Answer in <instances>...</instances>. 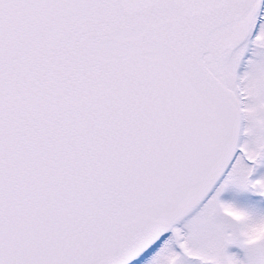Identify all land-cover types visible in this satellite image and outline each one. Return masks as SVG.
Returning a JSON list of instances; mask_svg holds the SVG:
<instances>
[{"label":"snow or ice","instance_id":"obj_1","mask_svg":"<svg viewBox=\"0 0 264 264\" xmlns=\"http://www.w3.org/2000/svg\"><path fill=\"white\" fill-rule=\"evenodd\" d=\"M0 264H264V0H0Z\"/></svg>","mask_w":264,"mask_h":264},{"label":"flooded vegetation","instance_id":"obj_2","mask_svg":"<svg viewBox=\"0 0 264 264\" xmlns=\"http://www.w3.org/2000/svg\"><path fill=\"white\" fill-rule=\"evenodd\" d=\"M230 251H237V250L233 248V249H230Z\"/></svg>","mask_w":264,"mask_h":264},{"label":"rangeland","instance_id":"obj_3","mask_svg":"<svg viewBox=\"0 0 264 264\" xmlns=\"http://www.w3.org/2000/svg\"><path fill=\"white\" fill-rule=\"evenodd\" d=\"M227 195V194H226Z\"/></svg>","mask_w":264,"mask_h":264}]
</instances>
